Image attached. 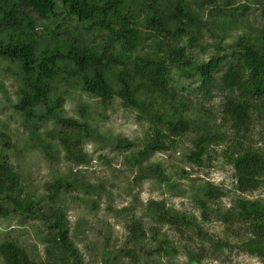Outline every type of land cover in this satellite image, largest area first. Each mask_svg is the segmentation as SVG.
I'll use <instances>...</instances> for the list:
<instances>
[{"label":"trees","instance_id":"trees-1","mask_svg":"<svg viewBox=\"0 0 264 264\" xmlns=\"http://www.w3.org/2000/svg\"><path fill=\"white\" fill-rule=\"evenodd\" d=\"M213 2L0 0V60L11 67L9 73L17 87L12 110L30 129V140L36 136L35 126L51 124V142L63 149L72 163L87 164L82 145L97 134L87 121L67 117L64 110L66 100L77 91L103 108L117 99L150 126V139L127 159L132 166L141 167L156 152L164 151L165 137L170 140L187 132L198 135L187 159L201 163L211 135L189 117L186 102L173 88L175 76L195 78L203 93H210L213 86L224 94V120L235 135L245 133L251 119L264 115V30L255 37H240L221 57L199 62L196 55L204 49L202 35L225 38L237 21L232 8H211ZM206 8H210L206 15L209 21L219 17L217 26L203 20ZM38 142L45 158L52 159L51 145ZM131 146L125 141L116 144L117 149L126 151ZM9 152L14 150L0 149V219H37L44 229L38 236L44 245V261L31 258L11 241L0 244V264L76 262L66 215L58 206L61 190L76 182L58 181L57 187H48L46 200L23 201L22 182L7 158ZM232 158L238 192H254L264 184L263 151L244 150ZM145 173L149 178L165 180L155 166L149 165ZM202 193L208 199L220 196L219 191L208 187ZM146 210L162 225L180 228L190 224L185 216L161 204L149 203ZM222 216L228 224L247 230L242 248L264 258V203L237 200ZM165 242L159 237L161 249Z\"/></svg>","mask_w":264,"mask_h":264},{"label":"rangeland","instance_id":"rangeland-1","mask_svg":"<svg viewBox=\"0 0 264 264\" xmlns=\"http://www.w3.org/2000/svg\"><path fill=\"white\" fill-rule=\"evenodd\" d=\"M214 7L232 8L237 21L225 38L202 35L204 49L196 55L199 62L221 57L240 37H255L264 30V0H214L211 8ZM209 12L210 8L203 9V20L214 26L219 17L209 21ZM9 71V64L0 60V149L14 150L6 155L21 179V199L46 200L49 186L57 187L58 181L68 179L76 182L58 196L69 240L77 253L76 262L68 260L65 264H264V258L242 248L247 230L228 224L222 216L237 200L264 203V184L254 192L237 191L230 161L244 150L264 152V115L251 119L246 132L235 135L224 120V94L213 86L210 93H203L195 78L175 76L176 95L186 102L189 117L208 130L211 142L201 163L194 164L187 155L198 137L195 132L170 140L165 137L164 151L136 167L127 159L150 139V126L117 99L103 108L76 91L64 104L65 114L79 121L84 119L97 134L95 139L83 142L87 164L76 165L51 142V124L35 126L36 136L30 140V129L12 110L17 87ZM39 140L51 145L52 159L45 158ZM119 141L132 146L128 151L117 149ZM149 165L159 168L165 180L149 178L145 173ZM206 187L219 191L220 196L204 198ZM152 202L185 216L190 224L175 228L151 219L146 208ZM42 231L37 219H0V244L14 241L31 258L44 261V245L38 238ZM159 237L166 241L162 249Z\"/></svg>","mask_w":264,"mask_h":264}]
</instances>
